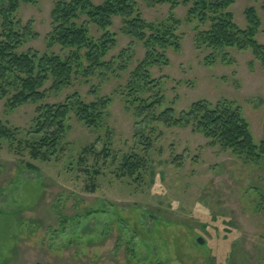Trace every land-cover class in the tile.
Here are the masks:
<instances>
[{"label":"rangeland","instance_id":"1","mask_svg":"<svg viewBox=\"0 0 264 264\" xmlns=\"http://www.w3.org/2000/svg\"><path fill=\"white\" fill-rule=\"evenodd\" d=\"M59 1L72 0H21L16 21L22 27L32 23L39 35L24 52L48 51L46 37ZM129 1L147 23L173 25L180 38V50L167 51L169 66L151 70L154 92L142 95L162 101L158 114L167 108L188 111L201 100H228L242 111L255 142L264 140V69L252 51L221 53L200 46L198 36L217 16L209 14L204 24L191 19V4L173 8ZM104 2L93 0L96 6ZM263 4L237 0L224 13L245 30V13L254 7L261 22L256 39L264 45ZM122 23L115 18L109 29L117 45L107 60L118 63L131 50L127 72L85 77L84 60L72 85L49 95L50 104L64 103L76 93L87 103L109 101L98 129L75 117L67 122V136L51 161L34 160L27 145L36 106L11 110L8 100L0 98V121L19 132L15 141H0V264H264V164L245 165L189 129L137 119L127 87L145 49L123 33ZM89 29L90 38L98 41L103 32L94 24ZM54 53L68 54L60 48ZM139 134L152 136L154 144L147 170L135 181L123 175L122 167L126 156L147 155ZM92 148L95 152L84 154Z\"/></svg>","mask_w":264,"mask_h":264},{"label":"trees","instance_id":"2","mask_svg":"<svg viewBox=\"0 0 264 264\" xmlns=\"http://www.w3.org/2000/svg\"><path fill=\"white\" fill-rule=\"evenodd\" d=\"M0 1V98L8 100L11 110L27 105L36 106L34 127L30 131L33 138L27 143L34 160L51 161L57 156L67 136V122L72 117L90 129H98L103 123L108 100L87 103L77 93L60 104H50L47 100L51 93L59 94L72 85L75 75L83 70L84 60L88 63L84 69L85 77L98 74L105 79L113 72L117 74L129 70L133 58L131 50L120 55L118 63L107 60L117 45L116 35L109 29L114 19L120 18L123 33L145 49V57L131 73L127 87V101L133 107L136 118L166 128L189 129L206 138L209 146L232 152L245 165L264 164V140L255 142L249 123L234 103L222 100L212 104L201 100L193 103L188 111L177 113L174 108H167L158 114L162 101L156 96L148 99L142 96L154 92L156 87L151 70L169 66L167 51L180 50V38L173 25L160 28L147 23L129 0H105L99 6L94 5L93 0L59 1L52 12L53 29L46 37L48 51L44 54L33 50L24 52V47L30 41H36L39 35L34 32L32 23L22 27L16 21L21 0ZM236 2L151 0L153 6L168 4L176 8L181 3L186 6L191 4L189 18L203 24L209 20V14L216 15L211 28L198 36L199 45L221 53L225 49L250 50L264 69V45L256 39L261 27L257 10L250 7L246 11L248 26L242 30L230 14L224 13ZM262 9L264 11V4ZM89 24H94L103 32L98 41L90 38ZM56 48L68 54L62 57L54 53ZM224 57L226 59V54ZM214 61V55L207 58L209 64ZM18 133V130L10 129L0 121V141H15ZM138 137L144 140L147 155L142 157L133 153L126 156L122 167L123 175L135 181H140L147 170L148 154L154 144L152 136L145 138L144 134H139ZM90 151L95 152L93 148L85 149L84 154ZM176 160L180 161L178 158ZM28 168L40 173L31 165ZM95 213L100 212H90L91 215ZM142 214L145 215L144 212Z\"/></svg>","mask_w":264,"mask_h":264},{"label":"water","instance_id":"3","mask_svg":"<svg viewBox=\"0 0 264 264\" xmlns=\"http://www.w3.org/2000/svg\"><path fill=\"white\" fill-rule=\"evenodd\" d=\"M197 242H198L200 245H203V244H204V242H203V239H202V238H199V239L197 240Z\"/></svg>","mask_w":264,"mask_h":264}]
</instances>
